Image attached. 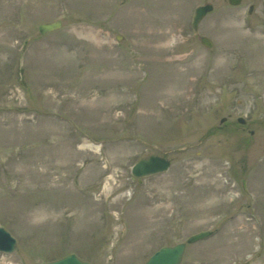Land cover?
<instances>
[{"label": "rangeland", "instance_id": "374dc122", "mask_svg": "<svg viewBox=\"0 0 264 264\" xmlns=\"http://www.w3.org/2000/svg\"><path fill=\"white\" fill-rule=\"evenodd\" d=\"M157 1L0 0V264H264V0Z\"/></svg>", "mask_w": 264, "mask_h": 264}, {"label": "water", "instance_id": "95a60500", "mask_svg": "<svg viewBox=\"0 0 264 264\" xmlns=\"http://www.w3.org/2000/svg\"><path fill=\"white\" fill-rule=\"evenodd\" d=\"M232 4H238L240 0H230ZM211 4L200 6L196 9V15L194 20V26L197 27L202 18L212 10ZM62 26V20L58 19L53 22H45L39 26V31L42 34H46L51 31H55ZM205 44L211 46V41L207 38L202 39ZM169 162L163 158H159L155 155H149L141 159L135 166L134 175L142 177L150 174H154L168 167ZM208 232L200 233L191 236L188 239L189 243L196 242L197 240L208 235ZM185 243L177 244L173 247H164L155 253L145 264H180L184 250ZM19 248L17 240L8 232L5 228L0 227V251L13 252ZM44 264H91L79 260L75 255H69L65 258L44 263Z\"/></svg>", "mask_w": 264, "mask_h": 264}, {"label": "bare ground", "instance_id": "6f19581e", "mask_svg": "<svg viewBox=\"0 0 264 264\" xmlns=\"http://www.w3.org/2000/svg\"><path fill=\"white\" fill-rule=\"evenodd\" d=\"M157 5H160L161 8H166L167 7H172L174 5V3H170L169 0H158L157 1ZM154 8V7H153ZM168 9V8H167ZM165 9V10H167ZM152 11V10H151ZM152 34V32H150V35ZM153 36V34H152ZM95 38H97V36H95ZM176 41V38L175 37H172L171 41H170V44L175 42ZM168 43L166 42V45ZM80 148L82 149H89V150H93L95 152H99L101 150V145L98 144V143H93V142H84L82 144H80L79 146ZM109 180H110V176L108 177V180H107V183H106V187L108 186V183H109ZM110 184V183H109Z\"/></svg>", "mask_w": 264, "mask_h": 264}]
</instances>
